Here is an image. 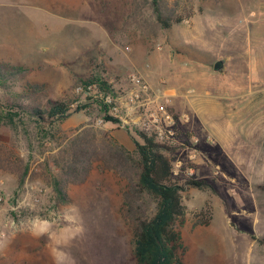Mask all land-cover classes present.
<instances>
[{
	"label": "rangeland",
	"instance_id": "1",
	"mask_svg": "<svg viewBox=\"0 0 264 264\" xmlns=\"http://www.w3.org/2000/svg\"><path fill=\"white\" fill-rule=\"evenodd\" d=\"M178 2L177 12L191 7L194 15L164 30L156 22L151 0H0V63L27 69L12 92H22L27 83H40L45 85L42 104L46 99L81 102L78 112L57 125L59 141L92 128L108 132L133 150V132L131 136L115 125L95 126L103 113L98 103L85 102L75 94L78 81L96 75L123 91L127 74L137 73L155 90H168L175 115H188L172 105L173 98L180 100L185 93L183 85L209 92L212 84L221 91L220 83H236L239 93H246L237 100H215L203 119L218 133L225 132L231 145L244 146L248 154L263 151L264 0ZM247 54L256 81L262 83L243 90L248 81ZM220 59L224 66L216 72L213 64ZM202 104L204 110L208 104ZM54 145L46 142L42 148L29 149L20 136L0 128V210L4 213L0 221L13 224L5 232L6 246L0 247V264H55L56 245L48 235L32 234L33 217L49 221L57 240L68 241L63 251L74 264H135L132 226L122 213L126 182L94 163L83 182L66 187L68 200L58 201L48 179L49 171L57 172L50 162ZM11 152L19 156L20 164L6 158ZM166 153L176 159L187 155L185 150ZM262 162L259 158L258 165ZM26 164L29 169L20 184L17 168ZM174 178L179 184L190 179L181 173ZM232 187L237 191V185ZM254 190L241 204L231 206L232 230L227 224L228 229L223 228L220 215L214 219L219 228L216 236L208 233L197 241L188 228L180 229L184 264H264V183ZM22 202L29 206H21ZM66 214L77 215L83 227L75 238H71L75 225L61 232L68 227L61 219Z\"/></svg>",
	"mask_w": 264,
	"mask_h": 264
},
{
	"label": "trees",
	"instance_id": "2",
	"mask_svg": "<svg viewBox=\"0 0 264 264\" xmlns=\"http://www.w3.org/2000/svg\"><path fill=\"white\" fill-rule=\"evenodd\" d=\"M151 0V10L161 29L167 30L173 24L189 20L194 12H177L178 0ZM27 73L26 67L0 63V128H7L15 136H20L29 149L42 148L46 142L55 144V154L51 157L52 166L48 179L56 199L67 201L66 187L81 183L94 163L101 170H112L126 182L122 193V213L132 226V245L135 264H184L183 245L180 229L186 221V206L182 194L186 188L206 189L209 185L194 178L179 185L172 180L173 164L176 158L167 155L163 146L138 129H126L133 136L134 149L129 150L111 137L106 131L92 128L81 129L72 138L61 137L57 125L81 108L71 110L72 101L46 99L45 85L27 83L22 92H12V86ZM97 83L106 92H113L100 76H91L77 84ZM102 114L106 106L99 104ZM106 122L118 120L105 116ZM168 151H172L168 149ZM7 159L20 164L18 155L9 153ZM19 182L24 181L28 165L18 167ZM196 217V223L207 224L210 208L207 206ZM264 243V241H262Z\"/></svg>",
	"mask_w": 264,
	"mask_h": 264
},
{
	"label": "crops",
	"instance_id": "3",
	"mask_svg": "<svg viewBox=\"0 0 264 264\" xmlns=\"http://www.w3.org/2000/svg\"><path fill=\"white\" fill-rule=\"evenodd\" d=\"M245 62L247 63L244 66L248 81L243 90L252 89L253 85L262 83L257 82L255 75H253L254 69L249 65L248 54ZM219 85L222 89L221 91H215L214 89L217 88L212 84L208 88L210 89L209 92H200L201 90L198 86L183 85L185 93L181 95L180 100L173 98L172 103L176 110L188 113L190 121L184 125V129L199 139V144L197 145L198 153L193 165V177L195 180L204 181L209 185L203 190L186 188L182 194L183 204L186 206V221L183 228H188L193 235V239L197 241L208 233H212L215 236L219 234V228L214 226V219L219 215L224 224L223 228L227 230V224L231 225L230 229L232 230L230 215H233L235 211L231 206L241 204L249 195H253L254 187L257 189L264 183V164L258 165L259 158L261 162H264V150H259L257 154H252L251 152L248 154L244 146L231 145L227 141L225 132H222L224 134L218 133L214 125L203 119L204 113L210 110V106L215 100H237L242 94L246 93V91L239 93L240 90L238 91L239 87L236 83L226 84L223 82ZM206 86L205 89H207ZM212 89L213 91H211ZM165 92L168 93V90ZM204 101L208 105L203 110L204 106L202 103H205ZM207 137H212L214 142H209ZM122 143L126 146L125 142ZM256 170L260 171L257 172ZM257 175L260 179L259 181H254L253 178L257 177ZM181 176L186 177V174L183 172ZM172 180L176 181L174 176H172ZM177 184L179 183L177 182ZM179 185L182 184L180 183ZM232 185H237V191L233 189ZM232 195L236 197L231 198L230 196ZM207 206H209L211 213L208 223H196L194 215ZM227 233V231L224 233L225 240H227L226 237L228 238ZM235 233L236 231L234 230Z\"/></svg>",
	"mask_w": 264,
	"mask_h": 264
},
{
	"label": "built area",
	"instance_id": "4",
	"mask_svg": "<svg viewBox=\"0 0 264 264\" xmlns=\"http://www.w3.org/2000/svg\"><path fill=\"white\" fill-rule=\"evenodd\" d=\"M126 78V88L123 91L114 89L112 81L107 80L113 92H106L97 83L75 86L74 92L85 102L106 106L102 117L95 119V126L115 125L125 131L128 128L138 129L153 135L155 141L163 146L166 152L168 149L176 152L185 150L187 152L185 158L175 159L172 176L176 177L184 172L186 177H193L199 139L182 129V126L190 121L189 116L172 113L168 94L152 88L141 75L130 72ZM80 105L81 102L75 101L69 108L75 110ZM105 116H110L118 122H106ZM207 140L213 142L211 137H207Z\"/></svg>",
	"mask_w": 264,
	"mask_h": 264
},
{
	"label": "clouds",
	"instance_id": "5",
	"mask_svg": "<svg viewBox=\"0 0 264 264\" xmlns=\"http://www.w3.org/2000/svg\"><path fill=\"white\" fill-rule=\"evenodd\" d=\"M23 155V153H22ZM21 206L28 207L29 205L22 202ZM3 210H0V216H3ZM68 225L66 228H61V232L71 231L73 225L76 226L73 236L79 232L83 231L82 225L79 223L78 216L73 214H66L61 218ZM31 223V232L34 236H43L48 235L49 239L55 243V247L52 249L53 257L55 259V264H74V261L71 259L69 254L63 251V248L67 245L68 241H58L57 233L52 231V224L47 220H41L39 217H33L30 221ZM0 227L4 228V232H0V247H5L7 244V236L5 232H10L13 228V224L6 219L0 221ZM59 253V255H57Z\"/></svg>",
	"mask_w": 264,
	"mask_h": 264
},
{
	"label": "water",
	"instance_id": "6",
	"mask_svg": "<svg viewBox=\"0 0 264 264\" xmlns=\"http://www.w3.org/2000/svg\"><path fill=\"white\" fill-rule=\"evenodd\" d=\"M223 66H224V61L220 59L213 64V70L219 72L223 69Z\"/></svg>",
	"mask_w": 264,
	"mask_h": 264
}]
</instances>
